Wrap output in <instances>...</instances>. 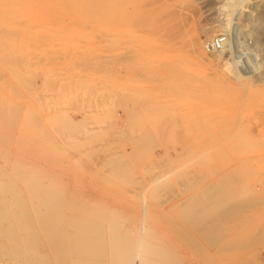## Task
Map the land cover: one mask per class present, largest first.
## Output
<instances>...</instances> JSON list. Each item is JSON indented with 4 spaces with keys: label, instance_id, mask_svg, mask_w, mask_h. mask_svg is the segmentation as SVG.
Listing matches in <instances>:
<instances>
[{
    "label": "rangeland",
    "instance_id": "rangeland-1",
    "mask_svg": "<svg viewBox=\"0 0 264 264\" xmlns=\"http://www.w3.org/2000/svg\"><path fill=\"white\" fill-rule=\"evenodd\" d=\"M89 1L71 14L106 23L49 38L14 21L26 3L2 16L0 62L36 60L0 100L3 176L43 175L67 211L120 215L173 264H264V0ZM212 185L229 210L193 228L189 202Z\"/></svg>",
    "mask_w": 264,
    "mask_h": 264
},
{
    "label": "bare ground",
    "instance_id": "bare-ground-1",
    "mask_svg": "<svg viewBox=\"0 0 264 264\" xmlns=\"http://www.w3.org/2000/svg\"><path fill=\"white\" fill-rule=\"evenodd\" d=\"M12 2H17L19 7L21 2L24 3L22 5L26 3L28 8H26V11L23 9L19 12L16 11L15 13H11L12 15L15 14L13 16L14 21L15 18H17L15 22L21 23V25H29L33 31L37 29L35 34H37V31L40 29L39 31L46 37H48L50 33L52 35V32L63 26L64 23L68 26L71 25L73 28V26L100 24L101 22L103 24V21L105 22V20L99 21L100 19L92 22L89 15H84L80 12L79 15L83 16L76 17L75 15L78 13L75 14L74 12L71 14V11L76 5L82 7V9L89 7V0H0V39L8 36V33L9 35L12 34L10 30H6L5 27H2L4 23V18H2V16L5 15L4 12H7ZM53 7L56 9H52ZM51 9L52 11L54 10V14L53 17L49 16L48 18L45 13L47 14L48 10L50 12ZM9 12L10 11H8V13ZM17 12L18 14H16ZM12 15L11 18H13ZM64 27L65 24L63 28ZM31 28L29 29L31 30ZM39 35L41 37V33ZM44 35H42L43 38ZM66 43L68 44V42ZM69 43L71 45L68 44V46H74L70 41ZM60 45V51H67L66 48H69L64 47L63 44L61 45L62 47ZM75 46L77 47V45ZM52 49L54 48L52 47ZM15 55L5 59L2 58L3 62H0V65L2 66L3 63L7 69L6 71L4 67L6 73H0V90L4 91V93H2L3 91L0 92L1 102L3 100L7 102L9 99L18 97L19 70H21L25 64L32 61L31 56L23 59L20 55V58L17 57L18 54ZM34 60L35 59H33V61ZM37 69L33 71L37 72ZM34 72L32 74H34ZM20 87L21 86H19V88ZM207 112L209 113V111ZM115 165L117 166L115 167ZM115 165H113L115 168L120 167L118 164ZM24 174H26V171H16L12 176L7 175L8 177H6L4 175V177L0 170V238H8L7 242H4V239L0 241V261L17 258L15 263L6 261L5 264H173L170 260V253H167V250H163L159 247L155 237L149 236L141 238L138 227L129 226L120 215H107L101 209H92L87 205L83 207L76 203H71L70 211H67L68 209L64 206L65 198L58 196L61 193L60 190H57L55 186L51 185L50 188L53 189L54 187L56 190H51L49 186L47 187L50 190L46 189L41 181H37V177L41 175L37 176L39 173L36 174V180L32 174L30 175H32L34 179H32L31 176V179H24ZM26 175H28V173ZM41 176L43 177V175ZM26 177L29 178V176ZM20 179L21 182H19ZM56 184L59 185V183ZM23 185L25 188H23ZM220 185L219 188L213 187L212 185L208 189V191H210L209 194L213 193L214 195H208L212 198L206 197L208 193L206 194L205 192V200L199 196H195L190 200L188 216L193 228L197 227L202 218L207 217L208 219L211 218L209 223L210 227L216 229L217 226L215 222L217 219L219 221L221 218L220 216L230 207L221 199L222 194L225 193L223 191L226 188L222 191H218V189H221ZM221 187L223 189V186ZM230 191H232V189ZM97 206L99 207V205ZM207 236H210L208 238H214L210 233H208Z\"/></svg>",
    "mask_w": 264,
    "mask_h": 264
},
{
    "label": "built area",
    "instance_id": "built-area-1",
    "mask_svg": "<svg viewBox=\"0 0 264 264\" xmlns=\"http://www.w3.org/2000/svg\"><path fill=\"white\" fill-rule=\"evenodd\" d=\"M221 45H222V40L221 41H218L216 44H213L211 45L212 46V49H218V48H221Z\"/></svg>",
    "mask_w": 264,
    "mask_h": 264
}]
</instances>
